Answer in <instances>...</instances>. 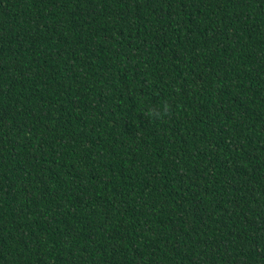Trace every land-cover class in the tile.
Here are the masks:
<instances>
[{
    "label": "trees",
    "instance_id": "16d2710c",
    "mask_svg": "<svg viewBox=\"0 0 264 264\" xmlns=\"http://www.w3.org/2000/svg\"><path fill=\"white\" fill-rule=\"evenodd\" d=\"M0 264H264V0H0Z\"/></svg>",
    "mask_w": 264,
    "mask_h": 264
}]
</instances>
